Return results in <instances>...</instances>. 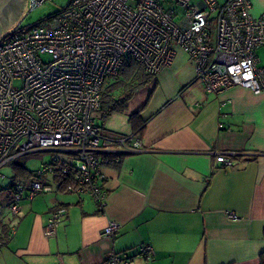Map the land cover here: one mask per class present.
I'll use <instances>...</instances> for the list:
<instances>
[{
    "label": "crops",
    "instance_id": "crops-1",
    "mask_svg": "<svg viewBox=\"0 0 264 264\" xmlns=\"http://www.w3.org/2000/svg\"><path fill=\"white\" fill-rule=\"evenodd\" d=\"M251 2L255 16L264 12V0ZM256 54L264 68V45ZM150 84L152 97L140 108L147 121L142 149L100 169L104 210L88 194L52 183V191L23 198L15 216L10 184L3 186L0 264H103L112 251L133 256L132 264H261L264 90L237 85L206 93L193 59L179 48ZM228 152L234 166L225 168L215 159ZM59 207L66 216L45 236ZM109 220L121 225L110 238L102 233ZM147 244L155 255L148 260L138 254Z\"/></svg>",
    "mask_w": 264,
    "mask_h": 264
},
{
    "label": "built area",
    "instance_id": "built-area-1",
    "mask_svg": "<svg viewBox=\"0 0 264 264\" xmlns=\"http://www.w3.org/2000/svg\"><path fill=\"white\" fill-rule=\"evenodd\" d=\"M44 1L27 0L23 19ZM252 10L251 0L221 5L217 0H72L49 18L26 27L22 19L2 35L0 192L6 164L33 152H53L32 179L10 184L11 213L20 214L23 198L52 191V183L88 194L104 210L108 190L100 169L118 164L119 153L143 147L139 136L103 134L97 123L103 85L119 74L127 57L157 75L174 63L179 48L193 59L206 93L240 85L261 94L264 68L257 66L256 52L264 45V12L255 16ZM233 155L217 153L215 161L233 167ZM66 213L64 207L54 210L45 236L56 233ZM120 227L109 220L102 233L114 237ZM138 254L147 260L155 256L149 244ZM133 260L112 251L103 264Z\"/></svg>",
    "mask_w": 264,
    "mask_h": 264
},
{
    "label": "trees",
    "instance_id": "trees-1",
    "mask_svg": "<svg viewBox=\"0 0 264 264\" xmlns=\"http://www.w3.org/2000/svg\"><path fill=\"white\" fill-rule=\"evenodd\" d=\"M125 61L126 64L120 70L119 74L109 77L103 85V103L99 113L100 119L103 121L116 112L125 113L128 109L129 102L134 98V95L139 89L144 88L155 80L156 75H150L145 72L143 66L133 58L127 57ZM149 96L150 100L152 94ZM142 111L143 109H140V111L134 112L128 117V122L131 125V134H135L140 138L143 136L147 124V121L142 117ZM100 128H104V125H101ZM10 165H12L13 169V183L34 177L33 175L36 170L31 171L24 162L20 161V163H17L11 161ZM59 187L64 189L63 186ZM260 262L264 264V251L260 254Z\"/></svg>",
    "mask_w": 264,
    "mask_h": 264
},
{
    "label": "rangeland",
    "instance_id": "rangeland-1",
    "mask_svg": "<svg viewBox=\"0 0 264 264\" xmlns=\"http://www.w3.org/2000/svg\"><path fill=\"white\" fill-rule=\"evenodd\" d=\"M72 0H46L42 2L36 9L29 11L25 18L21 21V26L26 27L29 25L37 24L38 22L47 19L51 14L58 13L62 9L70 5ZM221 5L226 0H217ZM25 12V11H24ZM24 12L21 13L18 18L13 22L11 27L8 30L14 28L24 16ZM152 84L147 85L144 88L139 89V91L134 95V98L129 102L128 109L125 113L116 112L113 116L108 117L105 121L98 118L97 123L101 126L104 125V128H101L103 134L110 135H121L126 136L129 134L131 129L130 122H128V117L137 111H140L142 106L146 105V102L149 100V94H152ZM100 115H98L99 117ZM53 152L44 151V152H33L32 154L22 155L12 161L24 162L27 167L33 171L37 170L45 165L46 161L51 159ZM2 173L5 175L6 179L3 180V186L7 187L9 184L13 183V169L10 162L2 168Z\"/></svg>",
    "mask_w": 264,
    "mask_h": 264
},
{
    "label": "water",
    "instance_id": "water-1",
    "mask_svg": "<svg viewBox=\"0 0 264 264\" xmlns=\"http://www.w3.org/2000/svg\"><path fill=\"white\" fill-rule=\"evenodd\" d=\"M27 0H0V37L10 31L9 27L25 11ZM23 18H21L22 20ZM20 20V21H21Z\"/></svg>",
    "mask_w": 264,
    "mask_h": 264
}]
</instances>
